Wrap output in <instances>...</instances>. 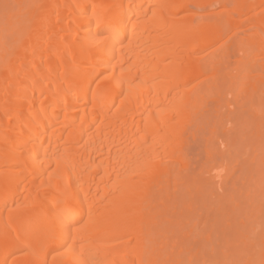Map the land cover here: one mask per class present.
Here are the masks:
<instances>
[{
    "label": "bare ground",
    "instance_id": "6f19581e",
    "mask_svg": "<svg viewBox=\"0 0 264 264\" xmlns=\"http://www.w3.org/2000/svg\"><path fill=\"white\" fill-rule=\"evenodd\" d=\"M195 263L264 264V0H0V264Z\"/></svg>",
    "mask_w": 264,
    "mask_h": 264
},
{
    "label": "rangeland",
    "instance_id": "374dc122",
    "mask_svg": "<svg viewBox=\"0 0 264 264\" xmlns=\"http://www.w3.org/2000/svg\"><path fill=\"white\" fill-rule=\"evenodd\" d=\"M204 59L207 60V55H206V57H205ZM225 126H226V125H224V127H225ZM222 127H223V124H222ZM224 127H223V128H224ZM228 127H230V125H228ZM223 128H222V129H223ZM205 129H206V127H205ZM205 129H204V131H205L204 133H199L200 135L198 134L197 137H199V138H198V139L196 138L197 141L194 142V143H196V144H194L195 147H194V145H192L193 143H191V145H192V148H191V149H192L194 152H196V153L193 152L192 155H193V154H194V155L191 156V157H192V165H193V166H192L193 168H191L192 172H195V170H196V172L199 173V170L202 169L201 165H202L204 162L206 163V161H205L206 158H205V159L203 158V157L205 156L203 153H205V140L209 137V134H208V130H205ZM207 129H208V128H207ZM234 131H235V132H232V131H231L230 136H231L232 133H234L233 135H235V134H238V135H239V131H240L239 129H237V131H236V130H234ZM201 132H203V131H201ZM206 135H207V136H206ZM233 135H232V136H233ZM232 136H231V137H232ZM236 136H237V135H236ZM201 137H202V138H201ZM232 138H234V136H233ZM236 138H238V136H237ZM204 139H205V140H204ZM197 142H198V143H197ZM202 143H204V144H202ZM238 144H239V142H238ZM238 144H237V148H238ZM240 145H242V146H239V148L241 147V149H242V147H245V144H244V143H240ZM194 148L196 149V151H195ZM241 149H237L236 152H235V151L233 152V150H232V152H231V156H232V154H233V155L236 154L237 151H238L237 156L234 155L232 159H235V158L237 159V158L239 157L237 160H239L240 162H242L243 159L245 160V158H246V156H247V155L244 156V154H245V152H244L245 149H244V148H243L242 150H241ZM239 150H241L242 152L239 151ZM201 152H202V153H201ZM239 152H240L241 155L239 154ZM242 153H244V154H242ZM215 154L217 155L216 151H215ZM218 154H219V153H218ZM229 154H230V153H229ZM238 154H239V156H238ZM216 155H215V157H217ZM240 156H241V157H240ZM198 157H199L200 159H199ZM205 157H206V156H205ZM243 157H245V158H243ZM196 158H197V159H196ZM241 158H243V159H241ZM193 159H194V160H193ZM195 159H196V160H195ZM216 159H217V158H216ZM246 159H247V158H246ZM203 160H204V162H203ZM217 161H218V160H216L215 163H216ZM193 163H195V164L197 163V164L195 165V164H193ZM205 163H204V164H205ZM217 163H218V162H217ZM204 164H203V165H204ZM249 164L251 165L250 162H249ZM254 165H256V164H254ZM254 165L252 164V165H251L252 167L248 165V167H251L250 169H252V170L248 169L247 173L244 174V177H242V178L239 180L238 184H237V189H239L238 192H237V193H239V194H237V196L239 195V197H240L239 202H240V204H241V206H242V211H243L242 213H243V215H247V214H245V213H248V212L250 213V210H251V209L249 208V207H251L250 204H248V202H246V201H248V200H247V199H248V198H247V194H248V193H251V191H252V192L255 191L254 189H256V188H255V187H256L255 185L257 184V180H256V179H257V177H256V174H257V169H256V168H257V166H254ZM194 168H196V169H194ZM199 168H200V169H199ZM237 168H238V169H237ZM237 168H234L237 172H236V171H233L234 169H232L233 173H234V172H235V173H234V175H233V173L231 174V175H232L231 179H232V178H236V176H238V174H240V173H239V168H240V166L237 167ZM193 170H194V171H193ZM249 170H250V172H252V173H250ZM254 170H255V171H254ZM245 171H246V170H245ZM253 172H255V174H254ZM197 173H196V174H197ZM231 175H230V176H231ZM250 175H251V176H250ZM249 176H250V177H249ZM250 178H251V179H250ZM248 179H249V180H248ZM254 179H255V180H254ZM247 180H248V181H247ZM251 181H252V182H251ZM253 181H254V182H253ZM248 182H249V183H248ZM255 182H256V183H255ZM254 183H255V184H254ZM251 184H252V186H251ZM252 187H253L254 189H252ZM246 190H247V191H246ZM243 191H245V192H244L245 194L243 193ZM241 194H242V195H241ZM243 194H244V196H243ZM253 194H254V192H253ZM240 195H241V196H240ZM241 197L243 198V199H242L243 201L241 200ZM244 200H246V201H244ZM241 201H242L243 203H242ZM245 202H246V203H245ZM247 204H248L249 206H248ZM244 205H245V206H244ZM246 205H247V206H246ZM245 207H247V210H248V211L245 210ZM244 210H245V213H244ZM249 213H248V214H249ZM199 229H200V228H199ZM197 233H198V232H197ZM218 235H219V234H217V236H215V237H217V238L213 237V240H212L213 244H212V243H209V244H210V245H209V244H207L206 242H204V240H203V241L200 240V241H199V244L196 243V245L194 246V248L196 249V248L198 247V248L196 249L197 251L201 248V249H200L201 251H206V252L208 251V253H211L210 251H211L212 249H214L216 252H219L218 250L221 249V248H219L218 245L221 244V240L218 239ZM214 238H215V239H214ZM205 243H206L207 245H206ZM214 243H215L217 246H216ZM204 244H205V245H204ZM196 246H197V247H196ZM203 246H204V247H203ZM202 247H203L205 250H203ZM205 247H206V248H205ZM207 247H208V250H206ZM196 250H195V251H196ZM195 251H194L193 253H196ZM216 252H215V254H216ZM208 253H207L206 255H208ZM185 255H186L185 257H188V258H189V256H190V254H189L188 252H186ZM187 255H188V256H187ZM209 256H210V255H208V256H206V257H209ZM190 257H191V256H190ZM188 258H187V259H188ZM210 258H211V256H210ZM194 260H195V259H194ZM196 261H197V260H195V262H196ZM197 263H198V261H197ZM197 263H195V264H197Z\"/></svg>",
    "mask_w": 264,
    "mask_h": 264
},
{
    "label": "snow or ice",
    "instance_id": "6c2138e0",
    "mask_svg": "<svg viewBox=\"0 0 264 264\" xmlns=\"http://www.w3.org/2000/svg\"><path fill=\"white\" fill-rule=\"evenodd\" d=\"M9 7V5H5V8L7 9ZM98 36H102L103 35V33H98L97 34ZM74 223H78V221H74V222H70V223H68L67 225H66V227L69 229V230H71L72 228H73V224ZM77 231H79V229H77Z\"/></svg>",
    "mask_w": 264,
    "mask_h": 264
}]
</instances>
